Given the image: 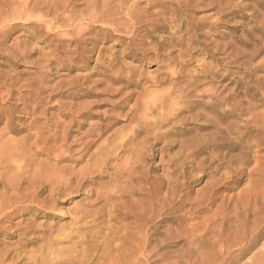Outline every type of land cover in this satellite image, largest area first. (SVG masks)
<instances>
[{
    "label": "rangeland",
    "instance_id": "374dc122",
    "mask_svg": "<svg viewBox=\"0 0 264 264\" xmlns=\"http://www.w3.org/2000/svg\"><path fill=\"white\" fill-rule=\"evenodd\" d=\"M46 1L49 0H0L2 10V14L0 13V150L1 146H5L2 152L0 151V156H3L6 162L12 161L10 164H13V160L16 159L13 151L17 152L15 154L26 152L32 160L33 169L52 168L54 165L78 169L83 167L87 158L96 152L97 144L89 150L82 162L73 163L86 154L84 149L88 139L83 135L89 126L120 122L114 124L110 132L119 128L125 120L127 111L134 104L135 97L130 99L128 94L141 90L123 88L124 84L111 82L109 75L112 73L103 72L102 69L103 67L108 69L110 61L112 65L117 64V67L120 65L122 50L128 46L125 43L129 41L124 39V34L111 30L105 37L98 36L95 43L86 39L92 37L93 33L83 35L89 23L85 19L91 10L88 2H94L96 8L100 10L105 0H70L68 4L67 0H54L56 8L54 17L51 16L52 14L46 16L47 8L39 9L38 4ZM114 1L113 3L112 0L111 6L117 9L120 0ZM183 1L189 2L191 4L189 6L193 8L188 7L187 12L184 11L183 16L188 17L183 23L181 32L176 35H184L187 38L194 34L198 37H195L196 41L190 47L196 49V52L191 53L192 59L185 57V60L188 59L186 69L201 76L204 75L202 70L207 69L208 72L213 69V72H219L214 85H224L228 82L221 77L225 74L222 65L224 61L215 60L222 59L224 55L220 54L221 52L218 54L215 52L213 55L214 47L229 41L235 43L245 40L248 29L255 25L259 27L256 24L260 19L257 15L259 11H264V0ZM221 1L222 4L227 1L230 11L229 6H227L228 12L222 11L226 4H219ZM73 5L76 6L72 11ZM146 6V2L141 1L137 7L146 9ZM18 8L19 12L27 8L30 17L15 21L6 18L12 12L17 13ZM153 10L157 8H150L149 12ZM171 13L172 10L167 9L164 16L169 17ZM186 29L190 30L189 34H185ZM77 33L83 35L82 39L86 42L81 45L82 49H79L81 54L73 50L76 43L68 44L69 41L77 38ZM161 35L165 36V34ZM257 36L261 35L257 34ZM236 47L249 53L253 51L251 47L245 49L241 45ZM176 54L177 52H174L172 56ZM122 60L135 68L136 73L142 74L144 79L142 83H146L145 87L149 92L157 93L165 88V86L153 87L151 83L146 82L148 79L158 77L159 71H162L158 64L127 58ZM263 60L264 53L249 62L247 66H242L250 72L242 81L245 87H238L237 90L244 91L249 88V92L255 94L252 100L254 109L250 115L238 121V125L246 126V129L233 128L235 131L231 139L235 149L222 152V154L227 153L228 159L237 160L229 166V169L221 168L213 177H204L211 170L206 168L205 172H201L197 167L200 159L207 156V153L195 160H184L183 157L176 159L174 156H177L178 148L154 153L153 157L149 158L150 181L154 190L151 202L154 209L151 215L148 214L147 225L156 228L147 250L149 252L147 264H264V69L255 70V66ZM241 62L230 66L228 79L237 81L243 76ZM204 87L208 86L200 87L199 90ZM247 119H250L249 123L244 125ZM211 131L200 133L203 135ZM63 132L69 133L66 142L69 147L55 148L61 145L60 137ZM190 137L186 136L178 140ZM150 143L153 145V141ZM161 146L162 144H154L153 151H157ZM41 149H45L43 154L40 153ZM95 156L90 159L89 164L96 163L98 154ZM215 165L217 163L212 166ZM32 172L33 170L30 173ZM111 172L112 170L103 169L102 175L98 172L93 173L91 178L104 177L102 183L100 182L103 186L97 183L84 185L81 192L93 189L92 197L86 198L82 195L78 198H65V204L58 206L51 213L50 218L44 217L36 209L20 211L21 207L31 205L28 201L17 204L10 223L0 222V228L7 226L5 231L0 229V249L8 250L11 255L19 253L13 250L15 246L13 244L20 234L17 224L24 226L31 223L36 228L42 224V228L52 226L55 230L63 226L68 228L79 206L92 203L96 199V191H106L105 183ZM166 172L173 173L171 181L164 176ZM174 180L177 182H173ZM209 183L213 186L216 184L213 195L207 194L211 186ZM73 185L75 186V183ZM158 186L161 187L160 190H157ZM0 190L3 188L0 187ZM12 191L8 189L7 193L11 194ZM141 200L142 198L136 195L122 196L108 201L97 221V226L101 235H108L111 230L115 235L110 237L120 239L112 242L109 248L120 245L127 233L129 240L142 234V232L136 233L132 219L124 220L121 213L111 209L112 206H116L119 211H125L129 207H136ZM104 204V201L101 202L97 208ZM161 205H164V209H161ZM239 238L245 239L243 249L235 245ZM233 243L235 246L232 247ZM68 244L64 243L62 246ZM129 245L128 243L122 245L116 252H112L113 255L122 261L126 257L127 261L133 263L136 261L134 264H146L147 251L144 252L142 248L138 249L136 246L131 248L132 245ZM35 249L37 245H32L28 246L26 251ZM0 264H10V259Z\"/></svg>",
    "mask_w": 264,
    "mask_h": 264
},
{
    "label": "bare ground",
    "instance_id": "6f19581e",
    "mask_svg": "<svg viewBox=\"0 0 264 264\" xmlns=\"http://www.w3.org/2000/svg\"><path fill=\"white\" fill-rule=\"evenodd\" d=\"M141 1L146 2V9L137 7ZM69 2L70 0L66 1L67 4ZM184 2L183 0H120L118 7H116L117 9H113L111 6L112 0H105L102 2L104 6L99 8L100 10L96 8L94 2H88L91 10L89 13L87 12L85 20L89 23L83 35L91 33L93 35L86 39L90 40L91 43H95L98 36L103 35L105 37L113 30L121 32L125 35L124 39L129 40L125 43L128 46L122 50L120 65L117 67V64L112 65L110 61L108 69L102 68L103 72L112 73L109 75L111 82L124 84L123 88H133L135 91L140 89L141 92L128 94L130 99L135 97L134 104L124 116L125 120L122 125L116 130L114 129V131L110 132L113 125L120 122L107 123L105 125L92 124L89 126L83 135L84 138L88 139L84 149L86 154L73 161V163L82 162L89 150L96 144L97 148L96 152L87 158L83 167L75 169L76 167H59L57 165L58 168L54 165L52 168L33 169L32 160L29 159L26 152L15 154L17 152L14 153L13 151V155H16V159L14 158L16 161L12 159L13 164H10L12 161L10 163L6 162L3 156H0V187L3 188V190H0V222L5 223H10L12 213L17 209L16 205L26 201L34 205V207L26 205L21 207L22 210L20 211L36 209L44 217L50 218L52 216L51 213L58 206L65 204V198H78L82 195L86 198L92 197L94 195L93 189L81 192L84 185L97 183L103 186L100 182L102 183L101 180L104 177L96 176L91 178L90 176L93 173L98 172L102 175L103 169L112 170L109 177H107V183H105L107 186L106 191H96V199L92 203L79 206L68 228L63 226L55 230L52 226L42 228V224L38 225L37 228L31 223L24 226L17 224L20 234L18 235V240L14 241L13 250L19 253L11 255L8 250L0 249V263L10 259V264H134L136 261L134 263L130 262V260L127 261L126 257H124L125 260L123 259V261L119 260L112 252H116L118 248H121L126 243L130 244L129 246L132 245L131 248L136 246V248H142L146 252L151 244V236L155 234L154 228L156 227L147 225L148 214L151 215L154 209L151 202L154 190H152L150 181L149 158L153 157L154 153L165 152L173 148H178V154L174 156L176 159H182L181 157H183L184 160H195L207 153V156L200 159L197 170L201 172H205L206 168L211 170V172L204 175V177L208 176L210 178L219 169H229V166L237 161L236 159H228L227 153L222 154V152L228 149H235L232 144L233 139H231V135L235 131L233 128L246 129V126L238 125V121L242 120L244 116L250 115L254 109L252 100L255 94H251L249 88L244 91H238L237 88L245 85L242 81L246 78V74L250 72L242 66H247L249 62L264 53V11H259L258 15L256 14L260 18L259 21H256L259 27L255 25L248 30L245 29V31L247 30L245 33L247 38L245 40H239L235 43L229 41L222 45H215L213 55L215 52L217 54L221 52L220 54L224 55L222 59H215L217 62L220 60L224 61L222 65L225 74L221 75V77L224 80H228L224 85L215 86V79L219 76L216 68V70L214 69L216 72H213V69L208 72L206 71L207 69L202 70L203 76L193 74L186 69L188 59L185 60V57L192 59L191 53L196 49L194 50L195 47L190 49V47L195 43V37L197 36L192 34L185 38L184 35H176L181 32L183 23L188 17L185 18V15L183 16L184 11L187 12L186 9L191 7L189 2ZM226 2L224 3L226 4ZM54 4V0H49L40 2L38 7L39 9L47 8L46 16L48 17L52 14L51 16L54 17V12L56 11ZM219 4H222V1ZM75 6H72V11ZM227 6L229 5L226 4L223 9L221 7L218 8L228 12ZM150 8H157V10L149 12ZM26 9L23 8L22 12H19L18 8L19 13L12 12L6 18L11 21L21 20L24 17L29 18V12ZM167 9L172 10L169 17L164 16V12ZM230 9L229 6V11ZM3 11L5 12V10ZM187 29L184 31L186 32L185 34L190 33V30ZM193 29L195 28L193 27ZM160 33L165 34V36ZM257 34L261 36H257ZM77 35V38L72 39L68 43H76L75 49H73L76 53L79 49H82L81 45L86 43L82 39L83 35L79 33ZM236 45H241L244 49L251 47L253 51L250 53L241 51ZM177 47L180 48H178V51H176ZM204 49L203 47L202 50ZM174 52H177V54L172 56ZM124 58L140 62L152 61L158 64L162 71H159L158 77L148 79L146 82L151 83L153 87L165 86V88L157 93L149 92L147 87H145L146 83H142L144 80L142 74L136 73L135 68L125 64L122 60ZM239 61H242L240 66L243 76L237 81L232 78L228 79L230 66L232 67V64H236ZM114 69L116 70L113 71ZM124 69L128 71L125 72ZM262 69H264V60L255 66L257 71ZM203 86L208 87L199 90ZM136 94L137 96H135ZM249 120H245L244 125ZM206 130L212 131L201 135L200 132ZM186 136L191 137L178 140ZM68 137L69 133L63 132L60 137L62 143L55 148L63 149V147H69L66 145ZM151 141H153V145L150 143ZM154 144H162V146L154 152ZM1 147L4 148L5 146ZM2 148L1 150H3ZM43 152H45V149L40 150V153L43 154ZM97 154L96 163L89 164L90 159H93ZM26 155L28 158H26ZM214 163H217V165L212 166ZM38 167H40L39 164ZM31 170H33L32 173H30ZM164 176L168 178V181H171L173 173L170 172ZM173 182H177V180ZM74 183L75 186L73 185ZM209 184L211 186L208 188L207 194L213 195V189L216 184L215 186L211 183ZM8 189L13 190L11 194L7 193ZM160 189L161 187L158 186L157 190ZM44 194L46 195L42 197ZM136 195L142 198L141 203L133 207L136 210L129 207V209L125 210L126 212L119 211L116 206H112L117 204H112L111 209L116 213H121L124 220L132 219L136 233L142 232L141 236H136L135 239L129 240V234L127 233L120 245L116 248H109L112 242L115 240L120 241V239L118 237H110L115 235L111 233V230L108 235H101L100 231H98L100 228L97 226V221L101 217L104 207L112 199ZM13 199L15 200L12 201ZM103 201L105 204L97 208L98 204ZM161 206V209H164V205ZM139 209L142 211L138 212ZM6 227H1L0 229L5 231ZM95 229L97 231H94ZM149 231L152 232L147 234ZM244 238L243 240L239 238L235 245L241 246L242 249L245 248L243 244ZM64 243L69 244L62 246ZM32 245H37V249L26 251V248ZM233 245L234 243L231 244L232 247ZM148 261L149 252L147 251L146 264Z\"/></svg>",
    "mask_w": 264,
    "mask_h": 264
}]
</instances>
